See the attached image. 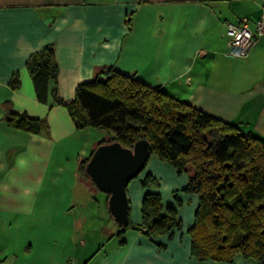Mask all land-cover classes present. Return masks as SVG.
I'll return each mask as SVG.
<instances>
[{"label":"crops","instance_id":"crops-1","mask_svg":"<svg viewBox=\"0 0 264 264\" xmlns=\"http://www.w3.org/2000/svg\"><path fill=\"white\" fill-rule=\"evenodd\" d=\"M263 12L264 0H0V264H227L192 256L188 229L198 196L183 192L188 176L155 154L128 185L135 228L120 242L106 195L79 178L80 162L106 132L77 128L52 97L41 103L26 61L54 46L56 90L66 103L81 83L113 67L264 140V37L237 58L227 36L229 23L248 18L254 27ZM17 72L21 86L14 90ZM7 102L47 124L37 134L10 126ZM147 175L156 183L144 188ZM147 193L177 209L180 230L150 239L136 228ZM234 262L258 264L241 255Z\"/></svg>","mask_w":264,"mask_h":264},{"label":"trees","instance_id":"trees-1","mask_svg":"<svg viewBox=\"0 0 264 264\" xmlns=\"http://www.w3.org/2000/svg\"><path fill=\"white\" fill-rule=\"evenodd\" d=\"M26 68L41 103L47 104L52 97L55 104L68 109L77 128L106 132L107 138L99 145L119 141L130 148L145 138L151 154L171 164L179 174L187 173L183 192L199 199L194 223L188 229L191 254L196 260L235 264V256L241 255L264 264L262 138L113 67H105L94 79L81 83L74 101L66 103L56 90L59 67L52 44L33 53ZM50 84L55 85L52 93ZM10 86L20 88L18 72ZM5 106V119L12 127L37 134L47 124L44 119L13 112L10 102ZM91 156L80 162L79 178L96 188L86 173ZM155 183L152 175L141 181L144 188ZM103 194L108 210L109 195ZM141 213L142 223L136 228L150 239L171 236L174 229L182 227L177 209L166 205L159 193L145 194ZM131 228H135L131 220L127 226L118 225L116 234L121 243Z\"/></svg>","mask_w":264,"mask_h":264},{"label":"water","instance_id":"water-1","mask_svg":"<svg viewBox=\"0 0 264 264\" xmlns=\"http://www.w3.org/2000/svg\"><path fill=\"white\" fill-rule=\"evenodd\" d=\"M150 155V142L145 138L130 148L114 141L99 145L86 165L89 179L109 195L108 211L120 226L130 222L128 185L142 173Z\"/></svg>","mask_w":264,"mask_h":264},{"label":"built area","instance_id":"built-area-1","mask_svg":"<svg viewBox=\"0 0 264 264\" xmlns=\"http://www.w3.org/2000/svg\"><path fill=\"white\" fill-rule=\"evenodd\" d=\"M227 36L230 54L237 58L246 57L250 49L264 37V12L254 27L248 18H242L238 23H229Z\"/></svg>","mask_w":264,"mask_h":264},{"label":"rangeland","instance_id":"rangeland-1","mask_svg":"<svg viewBox=\"0 0 264 264\" xmlns=\"http://www.w3.org/2000/svg\"><path fill=\"white\" fill-rule=\"evenodd\" d=\"M153 157V156H152ZM152 161H153V159H151L150 158V160H149V162H148V164L150 165L151 163H152ZM147 164V165H148ZM177 171V170H176ZM182 174H186L187 175V173H182ZM181 175V174H180ZM188 176V175H187ZM86 182H88V184L89 185H91L94 189H95V191H97V193L99 192V193H102V192H100V190H98L97 188H95L94 186H93V184L90 182V181H86ZM99 195H102V194H99ZM98 198H100V197H98ZM96 208L91 204V206H90V208L88 207V214H89V219L92 221V223H94V221L96 222V218H97V216H98V212L95 210ZM105 209V208H104ZM107 209V208H106ZM108 211V210H107ZM132 212H133V210H132ZM98 224V223H97ZM102 227H103V223L101 224V223H99V228H98V230L94 233V234H92V235H98L99 234V230H101L102 229ZM89 234V233H88ZM89 236V235H88ZM87 236V237H88Z\"/></svg>","mask_w":264,"mask_h":264}]
</instances>
